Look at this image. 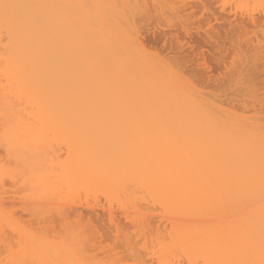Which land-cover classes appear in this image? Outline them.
<instances>
[{
  "label": "rangeland",
  "instance_id": "374dc122",
  "mask_svg": "<svg viewBox=\"0 0 264 264\" xmlns=\"http://www.w3.org/2000/svg\"><path fill=\"white\" fill-rule=\"evenodd\" d=\"M58 6L66 14L58 46L77 54L61 56L64 91L53 115L54 104L50 112L40 109L38 103L47 104L39 101L43 93L15 86L19 60L15 66L0 56V264H248L245 215L253 201L237 178L252 166L260 182L264 172V0H59ZM0 15L3 35L15 22ZM93 150L109 162L98 158L90 167ZM150 151L169 152L170 174H156L151 165L158 161L146 160ZM189 152L204 154L203 163L228 153L222 164L235 171L194 163L183 172L175 164ZM135 157L145 158L147 168Z\"/></svg>",
  "mask_w": 264,
  "mask_h": 264
},
{
  "label": "bare ground",
  "instance_id": "6f19581e",
  "mask_svg": "<svg viewBox=\"0 0 264 264\" xmlns=\"http://www.w3.org/2000/svg\"><path fill=\"white\" fill-rule=\"evenodd\" d=\"M58 1L59 0H0V11L2 12V13H4L5 15H4V19L3 20H5V18H6V15H7V18L10 20L9 22H7L8 21V19H7V21L5 20V22H6V24L7 23H13V22H15V23H13L14 24V28L12 27L13 25H7V28H8V30H6V34L4 35H2V34H0V56H1V58L3 57H5L4 59H6V61H8V63H11V60H13L12 61V63L11 64H14L15 66L18 64L17 63V61L16 60H19L18 62H20V65L18 64V66H17V68L19 67V68H21V69H19L18 70V72H19V74H20V72H21V74L22 75H20V79L18 80L19 82H20V80H21V83L19 84V82H18V85L16 84L15 86H17V88H26V90L29 92V94L30 93H32V94H30V95H39V92H41V93H43V95H44V100H43V96L42 95H39V97L40 96H42V100H39L40 102L41 101H46L47 102V104H44L43 102H41V103H38L39 104V106H40V109H44V110H48V109H50L52 106L51 105H55V107H53V110L51 109L50 111H52L51 112V115H53V113H55V112H53L54 111V109L55 108H57L56 110H58V106L59 105H61V104H59L58 106L55 104V103H59V102H56L57 100V97L59 96L58 94H60L59 93V91L60 90H62L63 88H61V85H59L60 83H58V81L59 82H61L62 80L60 79V80H58V78H59V75H60V71H64L65 69L63 68V70H61L60 69V67H61V62H62V65H63V61L62 60H65V59H63V57L65 56V58H67L66 57V54H68L69 53V48L70 47H68V49H64V47H62L64 50H61L62 48L60 47V46H58V45H60L58 42L60 41V39L63 37V35L64 34H66V33H64V31L65 30H62V29H60L61 27H63V26H61L60 27V25H62L61 24V22H62V20H63V16L65 17L66 16V14L64 13V12H62L61 11V8H60V6H58ZM1 12H0V14H1ZM65 15H64V14ZM2 15H0V18H2L1 17ZM62 18V19H61ZM3 20H2V23H5V22H3ZM15 20V21H14ZM16 20H18L17 22H16ZM19 20H20V22H21V24L19 23ZM257 22V21H256ZM255 22V23H256ZM17 23H18V25H17ZM63 23V22H62ZM5 24V25H6ZM17 29H16V28ZM5 28V27H4ZM3 28V29H4ZM3 29H1V30H3ZM11 29V30H10ZM4 31V30H3ZM187 34H190L189 32H187ZM209 34V33H208ZM175 35V37L178 39V33L176 34H174ZM173 35V36H174ZM189 36H191V35H189ZM192 38V37H191ZM206 38V37H205ZM6 39H7V41H8V39L9 40H11L9 43V45L7 46V45H5V41H6ZM66 39V38H65ZM211 39V38H210ZM209 39V40H210ZM208 40V41H209ZM186 44H187V42H186ZM69 45V44H68ZM184 45V44H183ZM188 46H190L189 45V42H188V44H187ZM69 50V51H68ZM75 50V49H74ZM73 50H71L70 52H72ZM203 52V51H202ZM70 54V53H69ZM71 54H77V53H74V51L71 53ZM70 54V55H71ZM204 54V53H203ZM73 55V56H74ZM61 56H63V57H61ZM76 56V55H75ZM205 56V55H204ZM71 57V56H70ZM203 57V56H202ZM204 58V57H203ZM8 59V60H7ZM61 60V61H60ZM16 61V62H15ZM60 61V62H59ZM17 63V64H16ZM22 63V64H21ZM60 64V65H59ZM21 66V67H20ZM208 68V67H207ZM205 69V68H204ZM16 70V69H15ZM66 73V72H65ZM62 75V74H61ZM65 78V77H64ZM13 83V82H12ZM16 83H17V80H16ZM15 86H12V87H15ZM19 86V87H18ZM21 86V87H20ZM24 86V87H23ZM60 86V87H59ZM11 87V90L13 89ZM16 88V89H17ZM59 88H61L60 90H59ZM16 89H13L14 91H16ZM12 90V91H13ZM43 91V92H42ZM63 91H64V89H63ZM62 93V92H61ZM48 94H50L48 97L50 98L51 96L53 97L52 99H49L48 97H45V96H47ZM53 94V95H52ZM58 95V96H57ZM148 95V94H147ZM153 95H154V93H153ZM153 95H148L149 97H152ZM65 96V95H64ZM154 96H156V95H154ZM153 96V97H154ZM63 97V96H62ZM47 98L49 99L48 101H47ZM58 98H60V96L58 97ZM41 99V98H40ZM64 99V98H63ZM29 100V99H28ZM51 100V101H50ZM63 101V100H62ZM45 102V103H46ZM63 102H65V100L63 101ZM34 103V102H33ZM100 103V102H99ZM138 103L139 104H142L143 102H141V101H139L138 100ZM51 104V105H50ZM63 104V103H62ZM45 105V106H44ZM51 106L50 108L49 107H47V106ZM18 106H20V105H18ZM43 106H44V108H43ZM14 107H16V106H14ZM35 108V107H34ZM61 108V107H60ZM60 110V109H59ZM13 111V110H12ZM49 111V110H48ZM49 111V112H50ZM30 112H32V111H30ZM48 113V112H47ZM58 113H60L59 111H58ZM62 113V112H61ZM82 114V113H81ZM83 115V114H82ZM82 115H80V116H82ZM55 116V119L57 118V120H59V118H60V120H63L64 122H62V121H59V123H64L65 125H68V124H66L65 123V118H66V116H65V118L64 117H60L59 116V118H58V114H55L54 115ZM61 116H64V113L63 114H61ZM77 116V115H76ZM85 116V115H84ZM78 117V116H77ZM83 117V116H82ZM82 117L80 118V117H78L77 118V120L78 119H82ZM83 118H85V117H83ZM67 120H68V118H66ZM73 119H74V117H73ZM76 119V118H75ZM89 118H87V120H88ZM67 120H66V122H67ZM101 120V119H100ZM100 120H98L99 122H100ZM104 120V119H103ZM102 120V121H103ZM92 121V120H91ZM90 120H89V122H91ZM77 123H78V121H76ZM89 122H87L88 124H89ZM94 122V121H93ZM58 123V124H59ZM69 123V122H68ZM75 123V122H74ZM83 123V122H82ZM82 123H79V124H82ZM95 123H96V121H95ZM95 123H93V125L95 124ZM98 123V122H97ZM108 123V122H107ZM106 123V124H107ZM78 124V125H79ZM84 124V123H83ZM101 124H103L102 122H101ZM163 124V123H162ZM167 124V123H166ZM166 124H164V127H163V125H162V127H163V129H164V132L167 130V132H168V134H169V122H168V124L166 125ZM61 125V124H60ZM64 125V126H65ZM70 125V124H69ZM87 125V124H86ZM85 125V126H86ZM90 125H92L91 123H90ZM92 125V126H93ZM95 126V125H94ZM102 126V125H101ZM158 125H156V127H157ZM160 126H161V124H160ZM168 126V129L166 128V127ZM84 127V126H83ZM154 127V126H153ZM161 127V128H162ZM58 128H59V126H58ZM79 128V127H78ZM78 128H76V130L78 129ZM80 128H81V130H82V127L80 126ZM92 127H90V129H91ZM98 127H96V129H97ZM103 128H104V126H103ZM150 128V127H149ZM159 128V127H158ZM157 128V129H158ZM64 129H66V127L64 128ZM67 129H68V127H67ZM66 129V130H67ZM74 129V128H73ZM84 129V128H83ZM87 129H88V126H87ZM94 129V128H93ZM92 129V130H93ZM101 129H102V127H101ZM154 129H155V127H154ZM166 129V130H165ZM80 130V129H79ZM99 130V129H98ZM104 130V129H103ZM110 130V129H109ZM152 130H153V128H152ZM152 130H148V131H152ZM156 130V129H155ZM160 130V129H159ZM88 131V130H87ZM90 131V130H89ZM97 131V130H96ZM100 131V130H99ZM106 131V130H105ZM78 132H80V131H78ZM93 132H95V131H93ZM101 132H102V130H101ZM101 132H99V133H101ZM107 132V131H106ZM106 132H105V134H106ZM84 133V132H83ZM82 133V134H83ZM92 133V132H91ZM90 133V134H91ZM149 133V132H148ZM154 133V132H153ZM104 134V133H103ZM102 134V135H103ZM152 134V133H151ZM157 134V133H156ZM155 134V135H156ZM166 134V133H165ZM164 134V135H165ZM75 135V134H74ZM80 135V134H79ZM88 135V134H87ZM99 135V134H98ZM98 135H96V136H98ZM101 135V136H102ZM161 135V134H160ZM160 135H158L159 137H160ZM163 135V136H164ZM93 136V138H94V135H92ZM109 137V136H108ZM93 138H91V139H93ZM106 138V137H105ZM155 138V137H154ZM168 138H169V136H168ZM77 139V138H76ZM75 139V140H76ZM90 139V140H91ZM95 139V138H94ZM98 139V138H97ZM78 140V139H77ZM77 140H76V142H77ZM80 140V139H79ZM82 140V139H81ZM101 140V139H100ZM102 140H104V139H102ZM106 140V139H105ZM104 140V141H105ZM156 140V139H155ZM154 140V141H155ZM162 140V139H161ZM169 140V139H168ZM190 140H192V139H190ZM94 141H97V140H94ZM88 142V141H87ZM193 142V141H192ZM96 143V142H95ZM155 143H157V141H155ZM167 143H169L168 141H167ZM75 144V143H74ZM79 144V143H78ZM88 144V143H87ZM101 144V143H100ZM164 144H166V143H164ZM187 144H190V143H187ZM195 144V143H194ZM231 144V143H230ZM76 145V144H75ZM95 145V144H94ZM102 145V144H101ZM149 145V144H148ZM158 145V144H157ZM169 145V144H168ZM107 146H108V144H107ZM107 146H105V147H107ZM147 146V145H146ZM189 146V145H188ZM187 146V147H188ZM77 147V146H76ZM80 147V146H79ZM78 147V148H79ZM110 147H112V146H110ZM119 147V146H118ZM121 147V146H120ZM126 147V146H125ZM167 147H169V146H167ZM81 148V147H80ZM112 148H114V147H112ZM122 148H123V146H122ZM182 148H184V147H182ZM212 148V147H211ZM211 148H210V150H211ZM228 148V147H227ZM93 149H94V147H93ZM108 149H109V147H108ZM115 149H116V147H115ZM119 149V148H118ZM168 150H169V148H167ZM166 149V150H167ZM185 149H186V147H185ZM188 149V148H187ZM83 150V149H82ZM88 150V149H87ZM105 150H107V148L105 149ZM104 150V151H105ZM117 150V149H116ZM124 150L125 149H123V152H124ZM147 150V149H146ZM163 151H164V149H162ZM167 150V151H168ZM183 150V149H182ZM224 150V149H223ZM78 151H80V149H78ZM77 151V152H78ZM94 151V150H93ZM92 151V152H93ZM103 150L101 151V152H103L104 154H106L105 152H104ZM108 151V153H109V150H107ZM118 151V150H117ZM120 151V150H119ZM126 151V150H125ZM160 151V150H159ZM162 151V152H163ZM187 151V150H186ZM192 151V150H191ZM220 151V150H219ZM88 152V151H87ZM95 153V155L93 154V156L95 157V158H93V156H92V160L93 161H91L90 159V167H91V165L93 166V164L95 163L94 161L95 160H99L98 158H100V162L101 161H107L108 159H106V160H103L104 158L103 157H99V156H101L102 154H99V151H94ZM98 152V153H97ZM143 152V151H142ZM142 152H140V153H142ZM144 152H145V150H144ZM161 152V151H160ZM213 152V151H212ZM129 153V152H128ZM127 153V154H128ZM139 153V156L141 157V154ZM148 153V152H147ZM150 153H152L151 151H150ZM169 152H167V154H166V151H165V153H162L163 155H166V156H162V154L160 153V157H158L159 156V154H158V156L156 155L157 154V152H156V154H153L152 153V155H149V156H147V157H150V156H155V157H158V159L156 158H146V160L147 159H149V161H150V159L153 161L152 163L154 164V160H156V161H158V163L157 162H155V164L157 165V166H155V165H151L152 167L154 166V170H155V172H156V174H157V172L159 173V172H162L163 173V171H164V173H165V171H167L168 172V174H170L169 172V170H171V169H169V168H171V166H172V163H171V161H169V154H168ZM174 153V152H173ZM176 153H178V152H176ZM221 153H223V151L221 152ZM86 154V153H85ZM99 154V155H98ZM118 154V153H117ZM123 154H125V153H123ZM135 154V153H134ZM184 154L186 155V152H184ZM203 154V153H202ZM206 154V153H205ZM211 154V153H210ZM216 154V153H215ZM218 154L219 153H217V155H213V154H211V155H208L209 156V158L207 159V161L209 162V164H208V162H206L205 161V159H206V157L204 158V163L202 162L203 161V157H204V154H203V157H202V159L201 158H199L198 157V159H201V161L200 162H195L196 160H198L197 158H194L195 157V154H193V152H192V154H190V152H189V156H184V155H178L177 154V157H178V159L180 158V156H181V158L179 159V160H177V159H175V160H177L178 162L180 161L181 163H182V165H177L178 164V162L176 161V164L174 163L175 161H173V159H172V161H173V163L176 165V167L177 166H182L181 168H179V169H182L183 170V172H188V171H190V170H188L189 168L191 169V167L193 166V164L195 163V165H196V163H197V165H199V163H200V165H202V164H204V166H207V169L209 168V171L211 170L210 168H212V170H214V168L216 169V170H218L219 168H220V170H221V168H224L225 166V164H226V162H225V164L223 163L222 164V162H224V161H228V159H224L225 158V156L226 155H228V153H226L225 154V156H224V154H222V156L224 157H221L220 155L218 156ZM115 155H116V152H115ZM145 155V157H146V154H144ZM144 155H142L143 157H144ZM173 155V154H172ZM191 155V156H190ZM192 155H194V157L192 156ZM213 155V156H212ZM87 156V155H86ZM107 156V155H106ZM114 156V155H113ZM119 156H122V155H120L119 154ZM119 156H118V158H119ZM130 155L128 154V157H129ZM135 156H137V155H135ZM175 156V155H174ZM173 156V157H174ZM184 156V157H183ZM200 156H202L201 154H200ZM212 156V157H211ZM105 157V156H104ZM110 157V156H109ZM108 157V158H109ZM116 157V156H115ZM133 157V156H132ZM231 157V156H230ZM230 157H228V158H230ZM238 157V156H237ZM250 157H252V156H250ZM249 157V158H250ZM85 158V157H84ZM101 158H102V160H101ZM107 158V157H106ZM125 158V157H124ZM130 158V160L126 157V159H124V161L123 160H120V163H119V166L121 165V163L122 162H124V163H126V162H128V161H126L127 159L129 160V161H131V162H133L132 160H131V157H129ZM137 157H135V159H136ZM174 158H176V157H174ZM240 158V157H239ZM242 158V157H241ZM252 158H254V157H252ZM110 159V161L112 160L111 158H109ZM121 159V158H120ZM123 159V158H122ZM133 160H134V158H132ZM138 159H140L139 157L137 158V160ZM154 159V160H153ZM223 159H224V161H223ZM233 159V158H232ZM231 159V160H232ZM251 159V158H250ZM257 159V158H256ZM141 160L143 161V160H145V158H141ZM140 160V161H141ZM170 160H171V158H170ZM239 160V159H238ZM260 160V159H259ZM262 160V159H261ZM116 161H118V160H116ZM116 161H113L112 160V162L113 163H115L116 164ZM122 161V162H121ZM139 161V160H138ZM139 161V163L142 165H138L137 164V166L138 167H140L141 166V168L142 169H144L143 168V166L144 167H146L147 168V166L148 165H146L145 163H147V164H149L148 163V161L147 162H143V163H141ZM229 161H230V159H229ZM234 161V160H233ZM241 162H242V160H240ZM92 162H94L93 164H92ZM97 162V161H96ZM99 162V161H98ZM107 162H109V161H107ZM137 161L135 160V163H136ZM235 162H236V160H235ZM249 163H250V161H248ZM256 162V161H255ZM260 162H262V161H260ZM118 163V162H117ZM169 163H171V165H169ZM232 163V162H231ZM252 163V162H251ZM89 164L87 165L88 167H89ZM128 164H130V163H128ZM180 164V163H179ZM207 164V165H206ZM230 163H228V165H227V168L231 165H229ZM254 164V163H253ZM256 164V163H255ZM95 165V164H94ZM102 165V164H101ZM103 165H104V163H103ZM106 165V164H105ZM108 165H110V164H108ZM126 165V164H125ZM134 165V164H133ZM132 165V166H133ZM174 165V166H175ZM198 166L199 167V169L200 168H202L201 166ZM235 165V164H234ZM238 165V164H237ZM240 165H241V163H240ZM242 165H244V164H242ZM258 165V164H257ZM81 166H83V165H81ZM134 166H136V165H134ZM133 166V167H134ZM136 166V168H138ZM203 166V167H204ZM232 166V165H231ZM245 166H247V165H245ZM256 166V165H255ZM264 166V165H263ZM117 167V166H116ZM116 167H114L113 166V168H112V170H116V169H114V168H116ZM125 167V166H124ZM123 167V168H124ZM131 167V166H130ZM132 167V168H133ZM151 167V168H152ZM195 167V166H194ZM238 167H240V166H238ZM242 167V166H241ZM252 167V166H251ZM249 168L250 170H248L247 172H246V170H245V168H244V171H241L242 170V168H241V170H237V172L239 171H241L240 172V174H241V179H238L237 178V182H238V185L240 184V186H242V184L244 183L245 185L244 186H246L245 187V190L244 191H248L249 190V192H247V193H249L248 194V196L249 195H251L250 196V200H252L253 201V203H252V207L251 206H249L248 204V208L250 209V211H249V209L247 210V211H249L248 213H247V216L245 215V218H246V230L247 231H245L246 233H247V242H245V243H247V251H245V253L247 254H245L246 256H248V257H245V261L246 262H248V264H264V183H261V181H264V180H262V179H264V172H262L261 174L259 173V180H260V182H258V181H254V178L256 179L257 177H255L256 175H257V172H255V171H252L251 169L252 168ZM258 167H260V166H258ZM86 168V167H85ZM100 168H102V167H100ZM105 168V167H104ZM135 167H134V169H136ZM141 168H138V169H140V170H142ZM145 168V169H146ZM193 168V167H192ZM205 168V167H204ZM204 168H202V169H204ZM226 168V167H225ZM226 168V169H227ZM262 168V167H261ZM126 169H128L127 167H126ZM137 169V170H138ZM172 169L173 170H176V169H174L173 167H172ZM205 170V171H208V170ZM230 169V168H229ZM232 169L234 170L235 169V167H233L232 166ZM264 168H262V170H263ZM84 170H86V169H84ZM93 170V169H92ZM122 170V169H121ZM139 170V171H140ZM151 170V169H150ZM188 170V171H187ZM195 170H196V168H195ZM195 170H194V172L193 173H195ZM222 170H224V169H222ZM231 170V169H230ZM254 170V169H253ZM256 170V169H255ZM87 172H88V169L86 170ZM86 171H85V173L84 174H86ZM100 171V170H99ZM117 171V170H116ZM124 171V170H123ZM131 171V170H130ZM143 171V170H142ZM146 171V170H145ZM148 171V170H147ZM177 172H179L178 171V169L176 170ZM176 171H174V172H176ZM202 171H204V170H202ZM208 171V172H209ZM215 171V170H214ZM226 171H228L229 172V170H226ZM226 171H223L225 174H227V172ZM235 171V170H234ZM264 171V170H263ZM98 172V171H97ZM102 172V171H101ZM118 172H119V170H118ZM152 172H153V170H152ZM154 172V173H155ZM182 172V171H181ZM211 172V171H210ZM216 172V171H215ZM214 172V173H215ZM258 172H260V170L258 171ZM76 173V172H75ZM117 173V172H116ZM135 173H137L136 171H135ZM148 173V172H147ZM171 173H173V172H171ZM180 173V172H179ZM178 173V174H179ZM197 173V172H196ZM200 173V172H199ZM206 173V172H205ZM217 173V172H216ZM233 173V172H232ZM80 175H81V173H79ZM97 174V173H96ZM115 174V173H114ZM125 174V173H124ZM127 174V173H126ZM141 174H142V172H141ZM161 174V173H160ZM177 174V173H176ZM224 174V175H225ZM230 174V173H229ZM106 175V174H105ZM121 175V174H120ZM167 175V174H166ZM77 176V175H76ZM86 176V175H85ZM97 176H99V175H97ZM97 176H95V174H94V172L92 173V171H90L89 173H87V177L89 178V179H95V181L97 180V178H99V177H97ZM110 176V175H109ZM145 176H146V174H145ZM223 176V175H222ZM226 176V175H225ZM239 176V175H238ZM258 176V175H257ZM70 177V176H69ZM86 177V178H87ZM169 177V176H168ZM230 177V176H229ZM231 177H232V175H231ZM223 178V177H222ZM225 178V177H224ZM226 178H228V175H227V177ZM245 178V179H244ZM111 179V178H110ZM203 179V178H202ZM87 180V179H86ZM90 180V181H91ZM101 180V179H100ZM114 179H112V181H113ZM222 180V179H221ZM220 180V181H221ZM230 180H231V178H230ZM239 180H241V182L239 181ZM257 180V179H256ZM78 181V180H77ZM108 181H110V180H108ZM167 181H169V180H167ZM226 181V180H225ZM232 181V180H231ZM231 181H229V182H231ZM235 181V180H234ZM244 181V182H243ZM75 182H76V180H75ZM79 182V181H78ZM240 182V183H239ZM243 182V183H242ZM256 182H258V183H260V184H262V185H260V184H257ZM225 183V182H224ZM242 183V184H241ZM89 184V183H88ZM226 184V183H225ZM237 184V183H236ZM260 185V186H259ZM241 188V187H240ZM247 189V190H246ZM241 190V189H240ZM242 191H243V188H242ZM245 193V192H244ZM247 193H246V195H247ZM241 195V194H240ZM246 195H243V196H246ZM237 198V197H236ZM253 198V199H252ZM238 199V198H237ZM246 199H247V197H246ZM248 201V200H247ZM251 201V202H252ZM249 204H251V203H249ZM239 212V211H238ZM237 212V213H238ZM244 217V216H243ZM244 219V218H243ZM236 221V220H235ZM242 223V222H241ZM236 224V223H235ZM243 224V223H242ZM239 238V237H238ZM241 243V242H240ZM245 245V244H244ZM235 247V246H234ZM233 247V248H234ZM238 247V246H237ZM208 248V247H207ZM243 248V247H242ZM237 249V248H236ZM245 249V250H246ZM243 250V249H242ZM205 251V250H204ZM236 253H238V255L240 256V255H242L241 253L239 254V251H237L236 250ZM234 254H235V252H234ZM237 255V254H236ZM244 255V254H243ZM244 255V256H245ZM234 256V255H233ZM246 258H248V259H246ZM248 260V261H247ZM224 263V262H223ZM210 264V263H209ZM247 264V263H246Z\"/></svg>",
  "mask_w": 264,
  "mask_h": 264
}]
</instances>
